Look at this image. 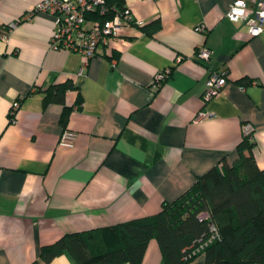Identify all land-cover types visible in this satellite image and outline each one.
<instances>
[{
    "label": "crops",
    "instance_id": "obj_1",
    "mask_svg": "<svg viewBox=\"0 0 264 264\" xmlns=\"http://www.w3.org/2000/svg\"><path fill=\"white\" fill-rule=\"evenodd\" d=\"M39 1L0 0V264H78L68 250L44 263L41 247L159 212L224 156L236 160L246 124L264 168V31L253 36L247 20L226 16L234 0H126L136 19L161 27L132 25L86 64L78 51L50 47L54 14L24 19ZM201 45L210 62L196 56ZM215 70L228 81L204 101ZM67 80L77 87L65 103L47 101L45 89ZM65 128L77 133L72 147L59 143ZM142 264H165L155 239Z\"/></svg>",
    "mask_w": 264,
    "mask_h": 264
},
{
    "label": "trees",
    "instance_id": "obj_2",
    "mask_svg": "<svg viewBox=\"0 0 264 264\" xmlns=\"http://www.w3.org/2000/svg\"><path fill=\"white\" fill-rule=\"evenodd\" d=\"M123 7L126 0H107ZM153 34L161 22L139 25ZM245 83L246 79L240 80ZM77 86L72 80L54 83L45 89L46 100L65 103V94ZM70 108L62 114L66 123ZM253 133L244 134L237 145V158L219 163L197 176L193 184L161 210L101 227L65 233L56 242L44 245L40 257L50 263L68 250L78 264H142L151 240L155 239L165 264H187L204 253L206 264L264 263V168L255 158ZM207 211L209 219H200ZM214 223L219 235L200 251L196 249L211 236ZM33 264H41L37 260Z\"/></svg>",
    "mask_w": 264,
    "mask_h": 264
},
{
    "label": "built area",
    "instance_id": "obj_3",
    "mask_svg": "<svg viewBox=\"0 0 264 264\" xmlns=\"http://www.w3.org/2000/svg\"><path fill=\"white\" fill-rule=\"evenodd\" d=\"M39 11L49 12L55 15V29L50 39V47L53 49H69L82 53L87 60L97 55L100 47H109L114 41L123 39L124 31L132 25H141L143 21L136 19L131 9L125 5L117 7L109 5L107 0H41L33 9L24 15L29 20L33 14ZM226 16L232 21H248L249 33L258 35L264 31V0H234ZM256 20V22H253ZM14 23L2 27L1 36L7 38L8 32ZM196 56L206 62L212 59V51L209 47L201 45L196 50ZM180 59V57H179ZM171 69L157 73L152 87L158 89L169 76ZM227 75L224 72L212 71L206 81L203 93L204 101L220 94L227 83ZM19 100L15 101L11 108L10 116L15 117L19 107ZM253 133L251 124L245 125V134ZM77 133L65 128L59 139L61 145L72 147L75 144ZM200 219H209L207 211L199 213ZM211 236L203 242L196 251H200L213 238L219 235L218 227L210 224Z\"/></svg>",
    "mask_w": 264,
    "mask_h": 264
}]
</instances>
